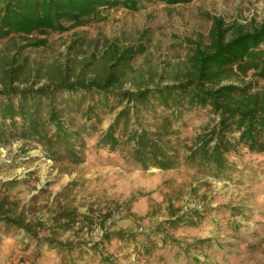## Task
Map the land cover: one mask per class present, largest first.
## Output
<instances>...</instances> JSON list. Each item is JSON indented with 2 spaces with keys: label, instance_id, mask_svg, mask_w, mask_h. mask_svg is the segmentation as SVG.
I'll list each match as a JSON object with an SVG mask.
<instances>
[{
  "label": "rangeland",
  "instance_id": "rangeland-1",
  "mask_svg": "<svg viewBox=\"0 0 264 264\" xmlns=\"http://www.w3.org/2000/svg\"><path fill=\"white\" fill-rule=\"evenodd\" d=\"M213 18L251 31L264 25V0L145 2L136 13L104 10L67 32L0 37V90L100 79L112 64L107 52L113 46L145 48L121 78L125 91L184 82L194 75L197 48L211 43ZM241 82L264 90L258 72ZM61 99V108L72 100L62 121L79 133L68 143L50 124L43 142L0 139V195L16 203L17 215L23 213L38 235L0 223V264H264V154L231 153L220 174L181 160L197 134L217 122L211 108L187 109L173 119L176 167L144 169L133 159L132 142L124 138L115 149L102 143L131 104L92 93ZM151 102L155 112L149 105L131 110L116 137L125 123L128 131L156 132L170 112ZM46 113L44 104L39 116ZM179 217L182 222L172 225Z\"/></svg>",
  "mask_w": 264,
  "mask_h": 264
},
{
  "label": "trees",
  "instance_id": "trees-1",
  "mask_svg": "<svg viewBox=\"0 0 264 264\" xmlns=\"http://www.w3.org/2000/svg\"><path fill=\"white\" fill-rule=\"evenodd\" d=\"M194 0H0V37L12 33L31 36L35 33H62L83 27L99 18L104 10L124 9L133 13L145 8V2L176 6L189 4ZM210 30V45L207 49L197 48L192 59L194 75L184 82L125 91L121 83L130 63L145 48L143 45L129 46L122 50L113 46L107 54L112 64L100 79L89 81L78 78L72 82L64 79L54 87L38 89H17L5 86L0 90V139L16 137L43 142L48 139V124L54 125L56 134L68 143L79 135L70 133L62 121L66 108L72 100H67L64 108L62 96L66 94H97L108 99L116 97L132 106H126L115 124L102 137V143L115 149L121 140L132 142L133 159L137 166L148 169H172L179 163L177 149L172 147L170 137L173 119L182 118L187 109L211 108L218 118L211 126L204 127L186 147L182 161L197 168H209L217 174L228 167L227 156L245 149L250 154H264V90H252L241 82V77L249 72L264 76V25L245 31L236 26H228L221 18H213ZM233 32L231 39H227ZM40 41L38 46L44 44ZM122 69V71H121ZM60 100L57 104V100ZM158 101L169 115L162 118L156 132L139 127L128 131L125 123L121 137L115 133L121 128L122 118L128 120L131 110L138 113V106ZM45 104L46 118L40 117ZM91 109V107H89ZM8 195H0V223L13 225L32 234L34 226L27 222L23 213L17 215ZM179 217L172 225L182 222ZM38 238L36 233H33ZM56 243V247L72 250L70 245Z\"/></svg>",
  "mask_w": 264,
  "mask_h": 264
}]
</instances>
